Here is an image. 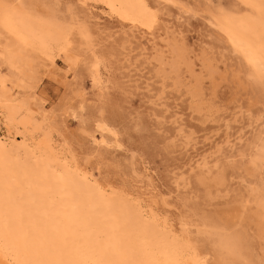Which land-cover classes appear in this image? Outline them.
<instances>
[{"label": "rangeland", "instance_id": "rangeland-1", "mask_svg": "<svg viewBox=\"0 0 264 264\" xmlns=\"http://www.w3.org/2000/svg\"><path fill=\"white\" fill-rule=\"evenodd\" d=\"M90 1L0 0V91L35 140L166 224L184 264H264V78L233 31L264 24V0H146L153 29ZM47 13L66 32L53 54L19 26Z\"/></svg>", "mask_w": 264, "mask_h": 264}, {"label": "bare ground", "instance_id": "bare-ground-1", "mask_svg": "<svg viewBox=\"0 0 264 264\" xmlns=\"http://www.w3.org/2000/svg\"><path fill=\"white\" fill-rule=\"evenodd\" d=\"M103 1L116 9L123 19L141 27L153 29L157 21L155 11L146 0ZM22 19L19 26L26 39L47 53L53 54L55 49L62 48L67 42L66 32L57 15L38 14L35 18L22 16ZM260 21L247 13L236 19L233 30L241 52L248 61L255 64L251 74L254 80L264 78V24ZM81 34L85 39H91L87 28ZM179 49L182 50L181 47ZM179 49L175 51L177 55L182 52ZM180 56H177L178 59H182ZM16 105L13 93L0 91L2 262L185 263L188 248L171 233L166 224L149 218L142 207L123 194L101 188L85 172L66 163L50 140H35L36 129L28 130L32 118L19 119L18 116H21H17ZM3 128L7 129L4 135ZM18 135L22 141H19ZM31 139L34 141L31 142ZM255 154L257 161H264L263 146ZM236 245L235 236H228L223 241V249L226 251Z\"/></svg>", "mask_w": 264, "mask_h": 264}]
</instances>
